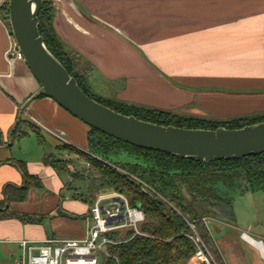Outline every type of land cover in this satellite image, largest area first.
<instances>
[{"label": "crops", "instance_id": "1", "mask_svg": "<svg viewBox=\"0 0 264 264\" xmlns=\"http://www.w3.org/2000/svg\"><path fill=\"white\" fill-rule=\"evenodd\" d=\"M54 5L56 35L115 90L114 98L193 108L215 118L264 114V0H54ZM14 50L10 27L0 18V202L5 186L24 185L16 162L40 183L24 201H4L8 212L36 221H0V264H13L21 241L83 240L90 225L86 197L65 195L60 169L46 163L55 155L44 149L43 134L65 156L69 148L84 152L89 127L38 96L40 86ZM18 119L34 131L12 140Z\"/></svg>", "mask_w": 264, "mask_h": 264}, {"label": "trees", "instance_id": "2", "mask_svg": "<svg viewBox=\"0 0 264 264\" xmlns=\"http://www.w3.org/2000/svg\"><path fill=\"white\" fill-rule=\"evenodd\" d=\"M48 1L51 0H42L38 16V32L44 41V45L64 67L69 76L76 80L80 90L95 102L119 114L133 116L144 122L192 130H216L218 128L234 130L264 122V116L255 118L257 120H248L247 116L234 117L228 122L221 123L198 118L181 119L172 117L158 109L142 105L109 102L100 96H93L92 92L81 83L80 76L74 71L70 57L54 35L51 24H49L51 16L48 18L47 24L44 21ZM7 14L8 5L6 4V18ZM38 96H43V94L40 93ZM18 125L17 123L12 129V140H19L27 135L15 134ZM30 131H34L33 128ZM36 136H38L37 133ZM87 144L90 151L101 157L114 155L115 151H121L126 147L135 153L144 155L146 160L145 165L142 166L139 164L126 166V171L139 180L133 181L106 167L97 156H87L84 152L72 149L89 167V175L98 177L101 188L107 192L123 195L127 198L129 206L139 207L138 209L142 211L144 216L143 222L138 226L142 235L133 236V231L130 229L124 231L122 238H119V232L108 234L110 239L118 240L119 243L104 246L103 250L96 256V264L194 263L197 247L191 238L195 233L209 248L216 262L223 264L206 228L205 217H197L195 207L186 203L181 193L184 192L192 197L193 204L200 202L213 208L217 212L219 220L231 221L230 205L226 199L218 195L217 188L219 186L232 189L237 184L242 192L257 190L264 192V153L237 160H223L205 164L138 148L92 128H89L87 134ZM45 161L47 164L55 166V163L49 158H46ZM16 165L22 171L25 182L21 187L7 185L3 188L4 201L8 203L24 201L28 190L33 186L39 187L40 185L37 178L26 174L22 162H16ZM89 188L90 184L88 183V193ZM160 196L173 207L160 200ZM4 201L0 202V206H3L0 207V221L16 219L23 224L35 223L36 220L31 216L8 212ZM93 201L94 199L88 197L87 194L84 202L90 206Z\"/></svg>", "mask_w": 264, "mask_h": 264}, {"label": "water", "instance_id": "3", "mask_svg": "<svg viewBox=\"0 0 264 264\" xmlns=\"http://www.w3.org/2000/svg\"><path fill=\"white\" fill-rule=\"evenodd\" d=\"M41 4L42 0H8L11 36L23 62L40 86L39 93L71 116L121 142L178 159L206 164L264 153V122L234 130L161 126L124 116L90 99L46 49L38 32Z\"/></svg>", "mask_w": 264, "mask_h": 264}, {"label": "rangeland", "instance_id": "4", "mask_svg": "<svg viewBox=\"0 0 264 264\" xmlns=\"http://www.w3.org/2000/svg\"><path fill=\"white\" fill-rule=\"evenodd\" d=\"M6 4L8 5V0H0V18L4 20V23L7 26H9L8 14L7 18L5 15ZM55 8L56 7L54 5V0L48 1L44 21L47 24L48 18L51 16V21L49 22V24H51L52 31L56 38L63 45L65 51L70 57L74 71L77 72V74L80 76L81 83H83V85L90 92H92L91 94L93 96H100L103 98V100L109 102L132 104L114 98L115 90L109 87L107 83H104V80L100 75H98L97 72H95L94 74L93 69L77 54L68 49L64 45V43L59 39L52 25ZM92 83L94 84L95 88H93ZM117 86L119 89L120 87H122V84L118 82ZM145 107L158 109L169 114L172 117L181 119L198 118L216 121L219 123L228 122L231 120V118H215L201 110L193 108L170 110L149 106ZM246 116L248 120H257L255 118L264 116V114ZM18 124L19 125L15 129L16 135H25L32 129V125L26 122L25 120H18ZM43 134L46 143L44 149L51 150V152H53L55 155L49 157V160L54 162V165L60 169L59 172L60 176L63 178L62 181H64L65 185L67 186V189L64 190L65 195H69L70 197H72L73 194L76 193L81 199H84L88 194V197H91L94 200L98 196H108L112 194L118 195V193L115 192H107L99 186L100 182L98 177H93L89 175V167L81 159V157H79V155L73 152L72 149L75 148L67 149L68 151L65 153V156L62 152L57 155L55 153L54 147L52 146L54 144L53 142L55 139H53L48 133L44 131ZM11 137L12 136L10 134V139ZM31 140L33 141V137L31 138ZM26 144L27 143L23 142L22 147L23 150L28 153L29 146ZM50 145L52 146V148L49 147ZM76 150L81 151L79 149ZM84 153L87 156H97L100 162H102L106 167L133 181H137L138 179L134 177L131 173L126 171V166H132L134 164H139L142 166L146 163L144 155L140 153H135L133 150L126 147H124L121 151H115L114 155L101 157L99 155H95L93 151H90V149L88 148V144H86ZM70 163L72 164V167L67 168V165H69ZM66 170L69 174L66 172ZM88 183L90 184L89 193L87 192ZM217 193L220 197L228 201L232 212L231 221L219 220L217 212L206 204H201L200 202L197 204H193L192 197L186 195L184 192L181 193V196L184 197L186 203L191 204L195 207L197 217H205L204 221H206V228L209 232L212 241L215 244V247L218 251L219 256L221 257V260L223 261V264H264L262 263L261 258L257 253L258 250L256 249V251L254 249L255 247L253 248V246L249 245L246 241L241 238L242 234H246L253 241L261 243L262 247H264V192L260 190L254 192H242L240 186L236 184L232 189H226L225 187L219 186L217 188ZM159 198L160 200L164 201L168 206L173 207V205L170 204L166 199L162 198L161 196ZM189 218L191 219V217ZM124 233L125 232L119 233V238H122ZM193 237L199 239L200 243L203 245L205 252L207 254H210L215 260L209 248L203 243L197 233H195ZM190 264L200 263L196 261Z\"/></svg>", "mask_w": 264, "mask_h": 264}, {"label": "built area", "instance_id": "5", "mask_svg": "<svg viewBox=\"0 0 264 264\" xmlns=\"http://www.w3.org/2000/svg\"><path fill=\"white\" fill-rule=\"evenodd\" d=\"M12 55L18 60L22 56L16 45ZM35 122V120H33ZM143 186V185H142ZM144 216L140 209L130 207L123 195L98 196L88 209L89 227L83 240L47 239L43 242H19L21 255L13 264H96V256L104 246L117 244L108 234L132 230L133 236L142 235L138 226ZM246 234H242L244 241ZM197 247L194 262L200 264H217L210 254H207L198 238H191ZM247 242V241H246ZM264 263V254H259Z\"/></svg>", "mask_w": 264, "mask_h": 264}, {"label": "bare ground", "instance_id": "6", "mask_svg": "<svg viewBox=\"0 0 264 264\" xmlns=\"http://www.w3.org/2000/svg\"><path fill=\"white\" fill-rule=\"evenodd\" d=\"M245 240L249 242L254 247H257L260 249L261 254H264V247H262L261 243L253 241L249 236H244Z\"/></svg>", "mask_w": 264, "mask_h": 264}]
</instances>
